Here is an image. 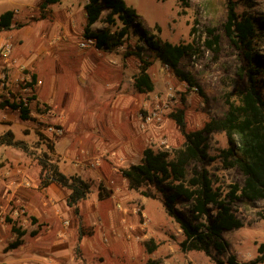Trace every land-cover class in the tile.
I'll use <instances>...</instances> for the list:
<instances>
[{
    "label": "rangeland",
    "instance_id": "374dc122",
    "mask_svg": "<svg viewBox=\"0 0 264 264\" xmlns=\"http://www.w3.org/2000/svg\"><path fill=\"white\" fill-rule=\"evenodd\" d=\"M63 1V4H73L76 11L66 33L48 21L39 23L41 17L35 10V17H28V21H16L18 17L15 18V28L21 32L16 31L14 38L9 37L8 44L0 47V100L2 96L10 101H23L31 111L29 121L21 120L18 111L0 112V139L11 130L16 140H23L26 145V150L0 147V179L18 176L23 182L22 187L29 189L32 180L40 179L41 159L56 164L64 162L88 172L99 169L106 161L116 169L121 190L115 191L120 195L106 202L110 214L99 211L94 224L89 223L86 216L80 217L79 209L76 215L72 212L75 218L67 224L65 214L59 213L64 222L59 221L58 232L63 229L64 238L68 239L66 264H86L85 259L88 262L95 260L96 264H216L213 257L202 252L183 251L184 237L176 223L167 216L163 195L157 194L156 199H150L139 191L130 190L127 183L124 186L120 172L143 158L142 152L126 153L124 146L128 143H141L155 152L170 153L183 146L184 136L170 117L174 111H185L186 128L192 132L201 129L210 119L223 118L228 110L227 99L238 101L239 92L246 86V78L239 74V69L245 66V59L241 49L224 30L227 0H188V7H182L179 0H124L137 11L144 30L164 42H196L199 51L198 55L187 56L181 62V69L197 84V87H191L180 81L144 46L142 54L155 61L150 68L154 83V91L150 93H139L134 86L140 62L136 56L129 55L137 51L139 44L133 28L123 39V46L100 50V53L90 49L93 59L107 62L104 61V68L101 61L95 63L86 80L84 64H87L88 56L86 58L87 52L82 51L77 43L84 36V5L88 0H79L75 7V0ZM25 2L27 0H0V13L18 7L14 10L15 15H23ZM58 6L53 5V10ZM237 13L264 21V0H237ZM107 14L108 11L102 14L92 30L99 32L109 28L116 35L120 22L116 26L108 25L105 23ZM32 28L31 35L22 34ZM208 29H215V34L220 36L217 51L205 45V41L211 39ZM54 36L59 38L54 39ZM5 47L11 48L8 61L3 54ZM254 49L264 60V29L259 31ZM115 70L120 72L122 84H107L106 87L100 84L99 89L106 88V94H97L90 85L82 86V80L89 83L94 74L115 78ZM33 75L37 76L36 82ZM39 79L47 92L41 98L38 96ZM261 86L264 93V74ZM153 112L158 114L157 119L146 123L144 118ZM96 128L99 135H92ZM63 139L75 150L76 158L72 161L63 158L67 155L66 150L56 149ZM207 143L213 160L207 161L206 166L215 188L226 194L230 186L242 184L243 176L236 167L225 163L222 151L229 148L225 133H211ZM83 149H90L91 153L83 154ZM120 150L123 154L118 156L115 151ZM6 159L11 165L5 164ZM96 182L90 181L97 190L100 184L104 186L103 182ZM7 197L8 202L0 201V263L49 257L36 248V238L30 237L35 223L27 204L21 196ZM187 208L185 203L178 204L182 212ZM232 208L243 226L224 232L229 247L219 258L225 264H229L231 258L238 264H250L259 257V249L264 244V200L253 203L240 200L232 204ZM7 217L28 232L21 249H6L16 240L11 224L6 222ZM95 244L99 248L91 253L90 247Z\"/></svg>",
    "mask_w": 264,
    "mask_h": 264
},
{
    "label": "trees",
    "instance_id": "16d2710c",
    "mask_svg": "<svg viewBox=\"0 0 264 264\" xmlns=\"http://www.w3.org/2000/svg\"><path fill=\"white\" fill-rule=\"evenodd\" d=\"M63 0H41V17L46 18V10ZM182 7H188V0H179ZM227 20L224 25L226 35L243 52L245 66L239 69V74L246 78L245 88L239 92L238 101L227 99L228 110L221 119H210L196 131L188 132L186 128L185 111L182 109L171 113L180 132L184 136L183 146L174 153L167 151L155 152L151 148L144 151L143 158L137 164L130 165L121 171L130 190L139 191L143 196L156 199L157 194L163 195L165 212L181 230L184 240L181 243L183 251L202 252L213 257L216 264H225L219 257L228 249L229 243L223 234L227 231L240 229L243 224L232 208V204L240 200L257 202L264 200V93L261 78L264 74V60L255 52L254 42L264 29V21L251 15L237 13V0H227ZM108 11L105 23L121 27L117 34H112L109 28L94 32L92 26L100 21L102 14ZM86 38L96 40L100 49L111 50L123 46V39L129 36L133 28L138 35L139 44L134 55L140 62V71L135 76V87L139 93L154 91V83L150 68L154 60L142 54L144 46L167 66L174 75L191 87H197L194 78L181 69V62L187 56L198 55L196 42L173 44L162 41L155 34H150L142 28V22L137 11L128 6L124 0H88L85 5ZM15 12L6 11L0 15V31L12 29ZM194 29L191 33H193ZM215 29H208L211 39L205 45L214 51L218 50L220 36ZM152 55V57H153ZM36 82L37 76H32ZM10 109L19 112L23 121L31 119L29 105L23 101H10L1 96L0 110ZM213 132H223L229 142V148L222 151L225 163L236 167L243 176L241 185L230 186L223 194L220 188H215L212 176L206 166L213 160L208 153V136ZM0 145L19 147L26 150L24 144L15 140L12 131L6 132L0 139ZM41 187L57 183L68 190L66 203L78 212L77 205L85 200L91 192V185L80 176L67 177L48 159H41ZM155 191V192H153ZM109 193L100 186L99 197L104 199ZM187 204V211L178 209V204ZM264 217V215H263ZM6 222L12 225L17 235L14 248L22 244L25 231L18 228L11 218ZM213 252L216 254L213 255ZM264 262V244L259 249V257L250 264ZM229 264H238L234 258Z\"/></svg>",
    "mask_w": 264,
    "mask_h": 264
},
{
    "label": "crops",
    "instance_id": "0c3cea01",
    "mask_svg": "<svg viewBox=\"0 0 264 264\" xmlns=\"http://www.w3.org/2000/svg\"><path fill=\"white\" fill-rule=\"evenodd\" d=\"M63 2L64 1H62L61 3H58L59 6L55 10H53V6L49 7L45 13L46 18L43 19L41 17L42 14L40 10L41 0H27V2L23 3L24 4L22 7L24 9L23 15L20 14V15L14 16V20L12 23V29L8 31H5V30L0 31V47H3L5 44H8V38L9 37L14 38V36L16 35V31H20L19 29L15 28L16 21H20L24 19L25 21H28L27 19L28 17L34 18L35 13L33 12L35 10H37V14H39L41 17V20H39V23H41L42 21H48L49 23L56 25L57 27L64 30L65 31L64 33H66V30L70 29L72 17L74 14H76V11L73 9V4H70V3L63 4ZM74 2H75L74 3V7H75V5L78 4L79 0H75ZM86 4L87 2L85 3V5ZM85 5H84V9H85ZM18 9H19L18 7H15L10 10L14 11ZM3 13H0V15ZM16 17L18 18L15 21ZM33 31L34 30L32 28L29 30H25L24 32L22 31V34L31 35ZM83 37H81L80 41L77 43L78 46H79V43L82 41ZM58 38L59 37L54 36V39H58ZM90 49L95 51L94 48L92 47L88 49H83L84 51L87 52L86 58L88 56V59L86 60L87 64H84L85 65L84 68L86 69L84 70V77L86 78L87 81H88V78L86 75L87 73L91 72L95 68V63L101 61L102 62L101 67L104 68L103 65L105 62H107L106 60H100L98 57H97L98 58L97 61L93 59L94 55L90 54L92 52ZM113 72H115L114 74L115 78H111L110 76L104 77L103 76L104 73L102 75L103 77L99 76V74L98 75L94 74L90 78L91 81H89V83L82 80L83 82L82 86L86 87L90 85L91 89H95L97 94H100V95L106 94V88H104V90L99 89L100 84L102 85L105 84L104 85L105 87L107 84L109 85L110 84H117V85L122 84V80L119 79L121 76L120 72L118 70H115ZM126 76H129V74H127ZM38 84H39L38 96L41 98V97H44L47 92H45L46 89L43 88L42 86L43 83L42 81H40V79H39ZM134 86H135V83H134ZM51 88H54V85H52ZM7 110L8 108L0 110V112H3L6 114ZM99 132H100L99 129L96 128V129H93L91 134L99 135ZM16 141H19V140H16ZM22 143L24 144V142ZM24 146L26 147L25 144ZM60 146H57L56 149L67 151L65 152L67 153V155H63V158L65 160L72 161L76 158L75 150L71 148L70 142H65L63 139ZM0 147L8 148V146L6 145H0ZM9 148H17V147H9ZM124 149H125L124 151L128 154H132L134 152L136 153L142 152L144 154V151L148 148L143 146L141 143H139V145L135 143L133 144L128 143L127 145L124 146ZM115 152L118 154V156L123 154V150H120L119 152L118 151H115ZM82 153L90 154L91 150L83 149ZM5 164H7L8 166L11 165L9 160L5 161ZM53 164H55L58 167L59 171L63 173L64 175H66L67 177H71L75 175L80 176L83 180L87 181L90 185H91L90 181H95V184L97 183L96 181L98 180L104 183V186H102L101 184L99 185V190L96 189L95 184L91 185V192L88 195V197L85 200L80 201L79 204L77 205V209H79L80 217L86 216L87 219L89 220L88 222L94 224V221H96L94 219L96 218V216L99 215V211L102 212L104 215H106L108 212L110 214L109 203H106V202H108V200H112L113 197L115 196L118 197L120 195V193H118L120 189V186H119L120 182H119L118 174L115 172L116 169L115 167H113V165H109V163L105 161L103 162V164L100 166L99 169L88 172L87 170L84 171L79 168H75L74 166L72 167L71 164H65L64 162H62V164L59 162L58 164L56 163H53ZM41 172H42V167H41ZM22 179L24 180L25 178L22 177ZM32 181H33L32 188L24 189V187H22L23 182H21L18 176L8 177V178L4 177L0 179V201L8 202L9 198L7 196H10L11 198L12 197L14 198L15 196L20 198L19 196H21L22 200L27 204V207L31 211V215H32L31 220L35 223V225L32 228V231L30 232V237L36 238L37 240L36 248L38 250L45 252L47 255H49V257L43 256V257L34 258V259L20 258L18 260H14L13 262L7 261L8 263L6 262V263H0V264H66L67 263L66 260L69 257L68 255L65 254V250L67 249L65 247L67 246L68 239L64 238V234H63L64 230L61 229L60 232H58L57 227L61 226L59 221H63V218L61 216H58L60 212L65 214L64 221H66L65 222L66 224L67 222L68 223L72 222L75 218L74 215L72 214L73 211L75 214V209L70 208L66 203V197L68 194V190H66L65 188H62L60 185H58L55 182L50 183L47 187H41V176H40V179L36 181L35 180H32ZM122 181L125 186V183H127V181L124 178ZM100 186L104 187L106 191L109 193L108 197H105L104 199H101L99 197ZM115 190H118V191H115ZM93 192H96V194H92ZM53 202H57V205H52ZM11 231L13 232L12 225H11ZM23 231H25V235L22 237V244L16 248L12 247L14 242L17 240V235L13 232V234L16 235V240L13 243H11L8 248H6L7 250L8 249H21L24 247V239H25V236L28 234V232L26 230H23ZM62 235H63V238H62ZM98 248L99 246L97 244L92 245L90 247L91 253H95L98 250ZM85 262L86 264H96L97 263L95 262V260L88 262L86 259H85Z\"/></svg>",
    "mask_w": 264,
    "mask_h": 264
},
{
    "label": "built area",
    "instance_id": "2783aa9c",
    "mask_svg": "<svg viewBox=\"0 0 264 264\" xmlns=\"http://www.w3.org/2000/svg\"><path fill=\"white\" fill-rule=\"evenodd\" d=\"M79 47L81 49H88L90 47H93L96 51H98V53H100V50H104V49H100L97 47L96 45V40L92 39V38H83L82 41L79 43ZM4 57L7 59V61L9 60V57L11 55V48L10 47H5L4 49ZM158 117L157 113H150L148 114L145 118L144 121L146 123H150V122H154ZM159 120V119H158Z\"/></svg>",
    "mask_w": 264,
    "mask_h": 264
}]
</instances>
